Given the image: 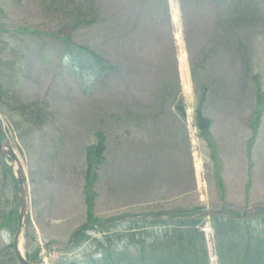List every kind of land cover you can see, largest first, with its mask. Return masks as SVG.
<instances>
[{
    "label": "rangeland",
    "instance_id": "rangeland-1",
    "mask_svg": "<svg viewBox=\"0 0 264 264\" xmlns=\"http://www.w3.org/2000/svg\"><path fill=\"white\" fill-rule=\"evenodd\" d=\"M217 6L0 0V119L29 191L26 256L39 243L43 264H96L97 242L72 250L69 237L86 221L85 153L100 142V221L194 207L253 219L263 208L264 5L246 20ZM80 48L102 63L92 69ZM9 163L0 155V224L15 218ZM15 228L10 217L0 226V264H18L6 248Z\"/></svg>",
    "mask_w": 264,
    "mask_h": 264
},
{
    "label": "trees",
    "instance_id": "trees-1",
    "mask_svg": "<svg viewBox=\"0 0 264 264\" xmlns=\"http://www.w3.org/2000/svg\"><path fill=\"white\" fill-rule=\"evenodd\" d=\"M221 11L233 9L234 16H242L243 20L256 18L258 10L264 5V0H214ZM226 7V8H225ZM85 19V15H83ZM64 40V39H61ZM92 60V69L95 62L102 63L100 57H96L86 48H81ZM258 109H262L263 99L258 98ZM200 135L209 141V121L196 112ZM103 151V143L89 147L87 158V221L73 233L72 244L75 247L87 241L90 236L87 231L94 230L96 221L92 214L91 187L96 178L95 157ZM96 153V154H95ZM101 157V155H100ZM199 211L197 208L177 209L167 218L163 213H157L153 217L134 216L125 220V224L111 220L113 233L105 235L104 240L97 241V250L100 256L95 260L96 264H209L208 252L203 232L200 231L201 218H191L192 214ZM9 216H2L5 222ZM237 215L214 214L211 217V225L214 230V254L215 264H264V206L258 210L253 219H241ZM12 219V217H10ZM123 218V217H119ZM2 222L0 226L4 223ZM8 223V222H7ZM101 225H104L101 224ZM122 228L123 231L118 229ZM96 241V240H95ZM34 260L36 258H33Z\"/></svg>",
    "mask_w": 264,
    "mask_h": 264
},
{
    "label": "water",
    "instance_id": "water-1",
    "mask_svg": "<svg viewBox=\"0 0 264 264\" xmlns=\"http://www.w3.org/2000/svg\"><path fill=\"white\" fill-rule=\"evenodd\" d=\"M0 134L3 135V130L0 124ZM4 147L3 148L0 145V151L2 154L7 155L11 158L12 161H14L17 165V169H16V175H17V180L19 183V197H18V204H19V210H18V230L16 233V237H15V252H16V256L18 258V260L20 261L21 264H29L28 262H26V260L23 258V256L21 255L18 247H17V239H18V235L21 231V229L23 228L24 225V221H25V217H26V213H27V200L25 199L24 193L26 191V187H25V183H24V177H23V173H22V166L18 160V158L16 157V155L12 152L11 146L9 144V141L4 138Z\"/></svg>",
    "mask_w": 264,
    "mask_h": 264
}]
</instances>
